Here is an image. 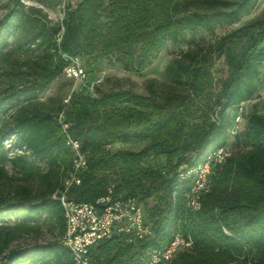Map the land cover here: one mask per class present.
<instances>
[{
    "label": "trees",
    "instance_id": "obj_1",
    "mask_svg": "<svg viewBox=\"0 0 264 264\" xmlns=\"http://www.w3.org/2000/svg\"><path fill=\"white\" fill-rule=\"evenodd\" d=\"M10 2L0 20V50L18 32L23 19L25 3ZM255 2L79 0L75 7L66 3L55 28L59 34L54 46L56 61L33 82V90L46 87L63 73L68 62L63 54L116 55L125 66L143 69L158 58L167 42L189 44L166 67L167 75L186 89L169 92L162 99L125 89L97 88V95L73 91L69 103L55 114L23 107L17 110L29 89H7L0 96V119L14 113L8 129L0 133V182L7 177L4 161L11 160L14 166L31 172L38 160L48 166L41 176L49 188L48 195L35 200L22 186L0 202V264H76L61 241L65 217L58 196L74 159L58 120L63 110L67 130L80 141L87 158L81 182L68 188V197L95 201L110 188L115 196H135L154 233L131 240L128 234L102 239L90 247L89 264H146L149 251L170 241L178 228L192 235L198 251L196 255L181 253L173 259L175 264H264V113H249L245 130L249 149L240 156L232 153L217 168L198 210L186 206L190 178L182 177L228 142L232 113L252 96L264 75V23L239 52L228 44L236 38V31L212 44L202 33L235 21ZM212 52L223 56L228 74L221 83L217 109L210 115L207 105L199 106L197 101L211 85L208 63ZM143 140L148 142L140 151L112 148L117 143ZM5 141L10 143L8 148ZM148 154L164 155L166 163L157 167L145 164ZM44 213L55 218L60 237L6 253L17 231L11 219L19 218L20 226H26ZM236 254L250 259L235 262Z\"/></svg>",
    "mask_w": 264,
    "mask_h": 264
},
{
    "label": "rangeland",
    "instance_id": "obj_2",
    "mask_svg": "<svg viewBox=\"0 0 264 264\" xmlns=\"http://www.w3.org/2000/svg\"><path fill=\"white\" fill-rule=\"evenodd\" d=\"M22 1L25 3V8L19 30L9 37L7 45L0 50V96L4 95L9 88L26 87L29 89L28 94L21 96L16 106L17 110L23 107L26 110L38 109L55 114L64 104L69 103L75 81L61 73L44 88L33 90L32 85L35 80L41 79L56 61L54 46L59 39V34L55 28L63 17L66 3L75 7L79 0ZM9 5H11L10 0H0V20L7 13ZM102 21L104 22L106 19L103 18ZM263 23L264 0H256L251 9L242 13L235 21L217 25L211 33H202V35L205 36L208 43L212 44L219 37L236 31V38L228 44L231 49L239 52L246 45L249 37ZM188 46V43L167 42L158 58L143 69L125 66L116 55L109 58H100L95 54L85 55L83 62L88 73L86 84H91L102 75L104 76L102 82L95 85L96 89L91 93L92 95H97V88L103 91L125 89L143 95L154 94L158 99H162L169 92L184 91L186 86L174 82L167 75L166 67ZM223 59V56L217 52L210 54L208 70L211 73V85L206 94L197 101L199 106L207 105L210 115L217 109L216 102L221 83L228 74ZM242 107L243 119L240 133L236 137L230 138L229 141L233 153L237 156L243 155L249 149L245 140L249 113L254 111L264 113V75L258 79L256 90L252 96L242 102ZM13 113L9 112L0 119V133L8 129ZM234 113L235 111L232 114ZM147 142L148 140L117 143L112 148L140 151ZM4 146L5 148L10 146L8 141L4 142ZM16 150L21 152L19 149ZM12 156L13 152H10L9 157ZM175 160L176 157L173 161ZM144 163L157 167L166 163V157L148 154L144 157ZM2 164L7 171V177L0 182V202L17 192L22 186L30 190L35 200L48 195L49 186L41 176L47 171L46 162L36 160L31 172H27L20 165L14 166L11 160H6ZM150 204H153V200H150ZM20 220L19 218L11 219V223L17 227V231L6 253L20 250L26 246H33L36 243H46L60 237V228L55 218L46 213L39 220H30L26 226H20ZM194 246L181 250L174 260L181 253L196 255L198 250ZM247 254L250 255V253ZM235 256V262L244 260L246 257L250 259V256L246 254H236ZM174 260L170 264H175Z\"/></svg>",
    "mask_w": 264,
    "mask_h": 264
},
{
    "label": "built area",
    "instance_id": "obj_3",
    "mask_svg": "<svg viewBox=\"0 0 264 264\" xmlns=\"http://www.w3.org/2000/svg\"><path fill=\"white\" fill-rule=\"evenodd\" d=\"M62 56L68 61L63 74L75 81L73 91L93 93L95 85L102 82L104 76L91 84H86L88 73L83 57L68 54ZM242 102L232 114L231 124L227 130L228 142L210 152L203 163L192 166L182 173L183 178H190L185 196L188 209L198 210L201 207V195L211 189L213 174L232 155L233 150L229 141L240 133L243 119ZM64 117L63 110L59 113L58 120L66 133V143L74 152V159L73 167L64 180V188L58 196L65 217L61 241L70 249L75 263L89 264L90 247L102 239L122 234H128L129 240L154 236L151 225L147 222L144 206L135 196H115L110 188L107 195L98 197L95 201H76L68 197V188L74 183L81 182L80 175L87 167V158L81 151L80 141L69 134L68 123L64 121ZM194 245L195 239L192 235L185 234L178 228L170 241L149 251L146 264H170L181 250L190 249Z\"/></svg>",
    "mask_w": 264,
    "mask_h": 264
}]
</instances>
